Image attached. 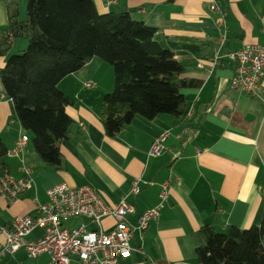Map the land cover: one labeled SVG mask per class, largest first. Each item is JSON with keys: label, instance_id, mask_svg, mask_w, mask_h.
<instances>
[{"label": "crops", "instance_id": "1", "mask_svg": "<svg viewBox=\"0 0 264 264\" xmlns=\"http://www.w3.org/2000/svg\"><path fill=\"white\" fill-rule=\"evenodd\" d=\"M17 1L23 21L27 0ZM93 2L99 13L127 12L157 27L154 40L183 65V77L201 84L184 89L185 115L160 113L151 120L137 115L115 136H108L99 114L103 95L113 88V69L93 56L58 82V88L75 101L66 107L73 123L68 139L60 143L62 162L57 170L42 163L34 151L32 135L16 120L0 78V137L7 149L3 158L7 173L18 179L26 167L31 178L15 200L0 194V227L15 217L35 214L37 204L47 200L46 191L58 183L90 184L107 205L123 198L131 209L126 217L133 228L131 250L118 264H199L196 248L203 243V225L248 228L260 223L264 211V78L254 95L233 89L232 62L222 57L247 44L264 46V0H216L220 11L210 9L211 0ZM7 5L8 0H0V30L8 23ZM26 44L24 36L13 38L10 51L0 55V68ZM217 54L221 57L214 63ZM89 81L94 82L91 87L85 85ZM165 131L164 148L150 155L151 144ZM23 133L29 137L25 150L11 154ZM166 180L168 196L158 220L140 230V215L158 203ZM133 181L140 188L138 194L130 192ZM82 221L86 219L67 224ZM114 223L113 216H104L100 228L108 231ZM41 235L42 230L34 228L29 238ZM0 264H50V256L28 258L20 248L1 258Z\"/></svg>", "mask_w": 264, "mask_h": 264}, {"label": "trees", "instance_id": "2", "mask_svg": "<svg viewBox=\"0 0 264 264\" xmlns=\"http://www.w3.org/2000/svg\"><path fill=\"white\" fill-rule=\"evenodd\" d=\"M18 11V1L8 0L0 55L12 48L9 33L24 36L27 44L7 57L0 78L16 120L31 133L33 149L45 165L61 168L60 143L68 139L73 123L66 107L75 99L58 82L93 56L113 69V88L103 95L99 114L108 136L137 115L151 120L160 113L186 114L183 91L201 81L182 76L183 65L154 40L157 27L127 12L99 13L93 0H27L23 21ZM6 154L0 137V177L7 172ZM200 232L199 264H264V211L258 225L218 230L209 223Z\"/></svg>", "mask_w": 264, "mask_h": 264}, {"label": "built area", "instance_id": "3", "mask_svg": "<svg viewBox=\"0 0 264 264\" xmlns=\"http://www.w3.org/2000/svg\"><path fill=\"white\" fill-rule=\"evenodd\" d=\"M210 9L220 11L216 0H211ZM220 26L223 40L226 35L224 21ZM12 36L9 33V42H12ZM220 57L215 55L214 63ZM222 57L232 62L231 88L248 95H254L261 88L264 78L263 45L247 44L238 50L223 53ZM93 84V81L85 83L87 87ZM167 135L165 131L153 141L148 151L150 155L161 152ZM28 141V135L21 134L10 153L20 155ZM22 171L24 175L18 179L10 177L7 172L0 177V194L7 196L9 201L15 200L31 184L29 170L22 167ZM168 185V180L161 184L158 203L140 215V230L158 220L160 209L167 200ZM139 191L137 181H133L130 192L138 194ZM46 192L47 200L37 204L35 214L15 217L8 225L0 227V235L4 236V241L0 242V259L23 248L28 258L48 253L50 264H118V259L129 253L133 228L126 219L131 209L125 199L113 206L107 205L90 184L70 186L61 182ZM107 215L113 216L115 223L110 230L103 231L100 219ZM76 218H85L86 222L76 226L67 224ZM87 224L93 225V228H88ZM34 228H40L42 235L33 240L29 235Z\"/></svg>", "mask_w": 264, "mask_h": 264}]
</instances>
